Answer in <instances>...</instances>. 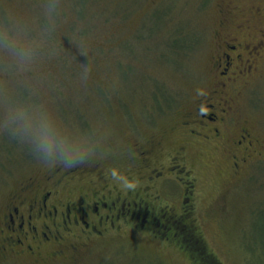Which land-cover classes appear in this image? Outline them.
<instances>
[{
	"label": "rangeland",
	"instance_id": "rangeland-1",
	"mask_svg": "<svg viewBox=\"0 0 264 264\" xmlns=\"http://www.w3.org/2000/svg\"><path fill=\"white\" fill-rule=\"evenodd\" d=\"M220 1L0 0V42L14 38L38 47L21 68L0 46V212L20 181L53 166L42 164L3 125L9 101L45 105L63 125L88 137L92 152L81 162L103 160L106 171L116 167L123 174L133 166L126 142L134 134L167 131V150L183 142L170 124L198 90L212 84ZM234 2L243 14L228 18L244 22L237 35L257 39L256 30L264 33V0ZM184 33L192 37L190 48L169 53L166 46ZM247 80L238 87L236 115L260 141L253 163L235 175L221 147L191 142L183 150L195 190L193 232L222 264H264V51ZM106 183L119 186L111 175L81 186L94 192ZM170 187L173 195L164 203L178 209L179 184L171 181ZM135 234L127 233L133 243L125 236L111 247L106 241L78 264H191L179 245Z\"/></svg>",
	"mask_w": 264,
	"mask_h": 264
},
{
	"label": "flooded vegetation",
	"instance_id": "flooded-vegetation-1",
	"mask_svg": "<svg viewBox=\"0 0 264 264\" xmlns=\"http://www.w3.org/2000/svg\"><path fill=\"white\" fill-rule=\"evenodd\" d=\"M221 4L222 31L212 84L203 88L202 94L196 93L170 124L185 144L167 150L169 133L164 130L130 136L126 152L133 166L123 174L136 182L135 189L123 190L111 183L94 192L83 189V181L93 185L110 177L103 160L88 165L79 161L69 167L56 164L41 176H27L0 212V264H78L106 241L111 247L116 244L113 241L125 236L133 243L135 232L162 236L182 249L194 250L197 238L203 242L200 234L195 232L196 237L193 232L195 190L193 180L187 177L183 150L191 142L221 147L235 175L261 154L257 153L260 141L251 127L238 119L236 106L238 87L248 83L264 51V33L260 27L257 39L249 38L248 32L240 33L239 38L236 30L241 32L244 22L233 15L228 18V14L241 9L234 0H222ZM159 153L161 158H155ZM171 181L180 187L178 209L163 200L173 195ZM129 232L134 236L127 235Z\"/></svg>",
	"mask_w": 264,
	"mask_h": 264
},
{
	"label": "clouds",
	"instance_id": "clouds-1",
	"mask_svg": "<svg viewBox=\"0 0 264 264\" xmlns=\"http://www.w3.org/2000/svg\"><path fill=\"white\" fill-rule=\"evenodd\" d=\"M0 46L21 68L29 66L38 54L37 45L21 43L14 38H5ZM89 72L90 68L85 66L83 77L87 78ZM198 91L203 93L202 89ZM3 125L14 137L28 144L44 165L62 164L69 167L86 159L92 152V144L85 134L63 125L43 104L9 101ZM109 171L123 190L135 189L136 182L129 180L116 167Z\"/></svg>",
	"mask_w": 264,
	"mask_h": 264
},
{
	"label": "trees",
	"instance_id": "trees-1",
	"mask_svg": "<svg viewBox=\"0 0 264 264\" xmlns=\"http://www.w3.org/2000/svg\"><path fill=\"white\" fill-rule=\"evenodd\" d=\"M179 32L180 31H178L177 33L179 34ZM182 36H183V38L181 37V39L174 37V39L176 41H172L173 46H170V45H168V47L166 46V48H168L167 51L169 53L179 51V50H184V48H185V50L190 48L189 42H190L192 37H190V35L187 33H184V35L182 34ZM91 47H93V46H91ZM92 59H93V53H92V56L90 57V59H88V60L92 61ZM117 65L120 67L121 66L120 62ZM197 239L198 240H196V242L194 243V245H195L194 250H191L190 248H188V249L183 248V250H186L188 253L187 257L190 258V263L191 264H222L217 259L215 254L211 250H209L206 246H204L201 239H199V238H197ZM199 255H201L202 257Z\"/></svg>",
	"mask_w": 264,
	"mask_h": 264
}]
</instances>
